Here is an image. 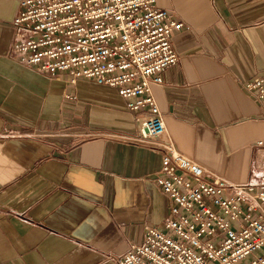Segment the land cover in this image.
<instances>
[{
    "label": "crops",
    "instance_id": "0c3cea01",
    "mask_svg": "<svg viewBox=\"0 0 264 264\" xmlns=\"http://www.w3.org/2000/svg\"><path fill=\"white\" fill-rule=\"evenodd\" d=\"M155 2L183 23L152 87L163 140L209 176L264 179V109L244 87L264 71V0ZM18 10L0 0V264H117L169 216L158 144L115 88L20 63Z\"/></svg>",
    "mask_w": 264,
    "mask_h": 264
},
{
    "label": "built area",
    "instance_id": "2783aa9c",
    "mask_svg": "<svg viewBox=\"0 0 264 264\" xmlns=\"http://www.w3.org/2000/svg\"><path fill=\"white\" fill-rule=\"evenodd\" d=\"M12 51L37 71L115 88L141 112L142 140L156 141L154 180L171 200L162 226H145L117 264H264V179L232 182L180 152L152 92L178 61L183 23L155 0H19ZM264 109V71L245 82ZM263 145L262 141L257 142Z\"/></svg>",
    "mask_w": 264,
    "mask_h": 264
}]
</instances>
